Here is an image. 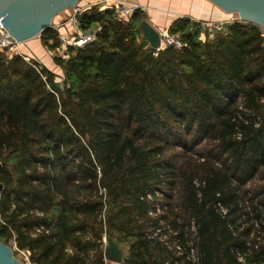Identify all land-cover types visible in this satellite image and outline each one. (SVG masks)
I'll return each mask as SVG.
<instances>
[{
  "label": "trees",
  "instance_id": "1",
  "mask_svg": "<svg viewBox=\"0 0 264 264\" xmlns=\"http://www.w3.org/2000/svg\"><path fill=\"white\" fill-rule=\"evenodd\" d=\"M143 19L86 8L63 84L0 52V241L28 264H106L109 236L123 264H264L262 28L182 17L157 51Z\"/></svg>",
  "mask_w": 264,
  "mask_h": 264
},
{
  "label": "water",
  "instance_id": "2",
  "mask_svg": "<svg viewBox=\"0 0 264 264\" xmlns=\"http://www.w3.org/2000/svg\"><path fill=\"white\" fill-rule=\"evenodd\" d=\"M79 0H0V19L8 31L21 41H28L52 26L58 16L77 5ZM226 12H235L248 22L264 27V0H208ZM209 14L210 11L208 12ZM207 13V14H208ZM140 28L152 48L161 45L160 31L147 19ZM3 162L0 161V170ZM5 185L0 181V193ZM106 256L111 262L123 264L124 250L111 236L106 239ZM0 264H24L14 255L10 245L0 241Z\"/></svg>",
  "mask_w": 264,
  "mask_h": 264
},
{
  "label": "built area",
  "instance_id": "3",
  "mask_svg": "<svg viewBox=\"0 0 264 264\" xmlns=\"http://www.w3.org/2000/svg\"><path fill=\"white\" fill-rule=\"evenodd\" d=\"M95 4L98 5V9L101 11L108 9V8L113 9L115 12V16H117L120 19H128L136 11L144 9V6L141 4H128L120 0H100L99 2H96ZM88 7H90V4L88 5L78 4L72 7V10L70 14L68 15V19H67L69 23L71 22V27L69 28V30L74 31L72 35L64 34V31H63L64 29L61 28L65 26V24H67L65 23L66 21H64L63 23H56L55 25L52 24V26H50L54 28V30H57L58 32H60L59 29L62 30L63 36L59 35L60 44L56 47V49L63 56H67L70 53V48H82L86 46L87 44L96 40L97 34L99 32L98 30L85 31L80 27L79 15ZM194 21L200 22L204 28H209V29L211 28V30L216 29V31L217 30L220 31V30L225 29L228 24L234 21H237V20L232 21V20L224 19V20H219V21H213V20L205 21L202 19H194ZM261 28H262V33L264 36V27L261 26ZM70 31L69 33L71 34ZM160 34H161V45L160 47L153 48V49L159 51L161 49H164L170 46H174V47L182 46V41L180 37L177 34L172 33L170 31V26H168L163 31H160ZM26 42L27 41H21L17 39L16 37H14L8 31V29L6 28V26L3 24V22L0 19V52H4L7 49H15L16 54L23 56L27 61H33V59H31L27 54H24L22 52L23 47H25L24 45H26ZM37 60L39 59L37 58ZM35 66L37 67V69H39L37 65ZM192 255L193 257L196 256L194 250H193ZM105 261H106V264H118V263L111 262L107 259L106 251H105Z\"/></svg>",
  "mask_w": 264,
  "mask_h": 264
},
{
  "label": "crops",
  "instance_id": "4",
  "mask_svg": "<svg viewBox=\"0 0 264 264\" xmlns=\"http://www.w3.org/2000/svg\"><path fill=\"white\" fill-rule=\"evenodd\" d=\"M80 1V2H79ZM78 4L82 5H92L99 0H79ZM124 3L128 4H141L144 6L142 10L146 14V19L155 26L159 31H163L168 26H171L177 19L182 17H190L192 19H204V20H213L219 21L227 19L229 13L222 10L220 7L214 8L211 7L206 0H120ZM71 9V8H70ZM66 10L62 14L58 16L55 23H63L66 15L70 12ZM210 11L211 14L208 12ZM208 13V14H207ZM67 25V24H65ZM67 28V32L69 33V28ZM65 31V29L63 30ZM65 33V32H64ZM33 39V38H32ZM28 40L26 43V47H23L25 50H30L34 52V54L38 57V59H44L46 61L42 62L46 67L55 74L62 76V68L53 60H51L50 52L47 50V46L45 47L43 41L41 39H33ZM107 244V242H106ZM105 244V250H106ZM125 256V251H124Z\"/></svg>",
  "mask_w": 264,
  "mask_h": 264
},
{
  "label": "rangeland",
  "instance_id": "5",
  "mask_svg": "<svg viewBox=\"0 0 264 264\" xmlns=\"http://www.w3.org/2000/svg\"><path fill=\"white\" fill-rule=\"evenodd\" d=\"M100 1V0H99ZM98 1V2H99ZM80 2V1H79ZM78 2V3H79ZM206 2H208L209 4H210V6L211 7H214V8H217L218 6H216V5H214V4H212L211 2H209L208 0H206ZM78 3H77V5H78ZM90 7H97L98 8V5H96L95 3L94 4H92V5H90ZM71 8V9H70ZM70 9V12H71V10H72V7H69L68 9H66V10H69ZM65 10V11H66ZM106 10V9H105ZM65 11H63V12H65ZM62 12V13H63ZM70 12L68 13V14H65L66 15V18H65V20L64 21H66L65 23H67V25H65V26H63V27H61V28H63V29H65V33L64 34H67V35H72L73 33H74V31H70L71 32V34L70 33H66L67 32V28L66 27H68V28H70L71 27V22L69 23L68 21H67V19H68V15L70 14ZM61 13V14H62ZM229 13V15H228V17H227V19L228 20H237V21H245V20H243L240 16H239V14L238 13H233V12H228ZM202 20H204V19H202ZM206 21V20H205ZM210 21H211V19H210ZM56 23L54 22L53 23V25H55ZM99 27H94V28H92V29H89L88 31H90V30H92V31H94V30H98L99 31ZM204 29H207L208 31H210V37H213L214 36V33H215V31H216V29H214V30H211V28L209 29V28H204ZM59 35H61V36H63V33H62V30H60L59 29ZM202 37H204L205 38V36H206V34H205V32H202V35H201ZM34 40L35 39H41L42 40V34H39V35H37V36H35L34 38H33ZM32 39V40H33ZM27 43V42H26ZM25 46V45H24ZM47 46V45H46ZM45 46V47H46ZM26 47V46H25ZM71 49V48H70ZM47 50L50 52V58H51V60H53L54 62H56L57 63V59L58 58H63V59H66V58H69V56H70V53L67 55V56H63L60 52H58L57 51V49L56 48H54V49H51L49 46H47ZM24 54H27L31 59H33V61L34 60H36L37 62H38V67L40 68V67H45V68H47V69H49L48 67H46L45 65H44V59L42 60V59H40V62H39V60H37V56L34 54V52H31L30 50H25L24 51V49H23V51H22ZM3 53H5V54H7V55H9V56H12V55H15L16 53H15V49H7V50H5ZM43 62H42V61ZM33 61H30V62H33ZM45 63H46V61H45ZM40 64V65H39ZM59 65V64H58ZM60 66V65H59ZM61 68H62V66H60ZM50 70V69H49ZM50 71H56V70H50ZM62 73H61V83L63 84V81H64V70H63V68H62ZM59 76V75H58ZM158 206H160V204H158ZM159 212H161V211H159ZM107 239V238H106ZM105 244H106V241H105ZM11 248H12V251H13V253H14V255H15V246H11ZM122 248H124V251H125V254L127 253V248H125V246H122ZM16 256H18V257H20L21 259H22V261L24 262V264H28V263H26V260H27V253H25V252H20V254H17Z\"/></svg>",
  "mask_w": 264,
  "mask_h": 264
}]
</instances>
